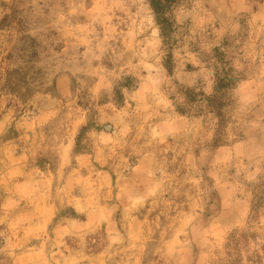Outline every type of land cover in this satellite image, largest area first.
<instances>
[{"label":"rangeland","instance_id":"1","mask_svg":"<svg viewBox=\"0 0 264 264\" xmlns=\"http://www.w3.org/2000/svg\"><path fill=\"white\" fill-rule=\"evenodd\" d=\"M170 12L0 0V264H264V0Z\"/></svg>","mask_w":264,"mask_h":264},{"label":"trees","instance_id":"2","mask_svg":"<svg viewBox=\"0 0 264 264\" xmlns=\"http://www.w3.org/2000/svg\"><path fill=\"white\" fill-rule=\"evenodd\" d=\"M178 0H150L151 7L156 14V19L158 24L161 26L160 30L162 35L167 34V32L172 30L173 27V20L170 16L171 7L177 2ZM166 32V33H165ZM221 108L222 105L219 104L218 114L221 116Z\"/></svg>","mask_w":264,"mask_h":264}]
</instances>
